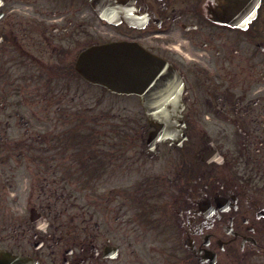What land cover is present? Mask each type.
<instances>
[{"label":"flooded vegetation","instance_id":"flooded-vegetation-1","mask_svg":"<svg viewBox=\"0 0 264 264\" xmlns=\"http://www.w3.org/2000/svg\"><path fill=\"white\" fill-rule=\"evenodd\" d=\"M111 1L101 17L88 0H0V160L27 191L15 213L0 183V250L26 264H264V0ZM113 41L165 63L149 102L179 115L181 136L115 123L111 155L65 153L70 114L88 110L70 87L86 83L78 57ZM112 95L145 115L138 95ZM76 176L95 192L69 213ZM104 177L118 180L98 189Z\"/></svg>","mask_w":264,"mask_h":264},{"label":"rangeland","instance_id":"rangeland-1","mask_svg":"<svg viewBox=\"0 0 264 264\" xmlns=\"http://www.w3.org/2000/svg\"><path fill=\"white\" fill-rule=\"evenodd\" d=\"M74 82L75 88L74 86H70L72 89L71 92L75 91L83 95L85 103L81 105H85L88 110L86 113L70 114L71 117L68 120L70 122V128L67 131L70 135H68L70 138V143L68 138V144L70 145L68 146L67 144L68 147L64 151L65 153L70 152L78 154L81 152L82 147L87 146L92 150V153L104 151L105 155H111L114 149V142L117 138L115 123H122V127L120 124L118 126L121 127V132L127 134L125 137L141 136L140 126L144 124L145 119L141 113L137 112L136 107L138 105L135 97L114 96L98 86L88 85L82 81ZM76 101H78V99H76ZM76 104L79 105L78 103ZM44 120L49 121L48 118ZM53 121L63 122L61 118L58 120L56 119V114L53 115ZM40 132L42 134H48L50 130L43 129ZM12 133L19 136L22 131L16 130L12 131ZM61 133V130H53V140L56 145H58V140L61 138ZM16 165H18V163L15 161L0 160V183L5 182L7 184V188L3 192V202L6 203L13 212L18 213L26 202L27 191H24L22 184L17 183V176L19 175L20 169H18ZM21 180V183H27L25 176H23ZM114 180H118V178H100L98 189L103 187L109 188L113 185ZM63 184L66 186L68 185L67 191L65 192L67 196L69 192H71L70 202H73L74 205L69 209V213L79 212V207H81L82 202L86 199L83 195L88 193L90 198L95 192L94 190L85 189L82 179L77 176L74 177L71 182L65 179ZM94 185L95 182L92 186L94 187ZM95 189L97 191V188Z\"/></svg>","mask_w":264,"mask_h":264},{"label":"water","instance_id":"water-1","mask_svg":"<svg viewBox=\"0 0 264 264\" xmlns=\"http://www.w3.org/2000/svg\"><path fill=\"white\" fill-rule=\"evenodd\" d=\"M90 2L100 12L105 9L102 7L105 0H90ZM115 6L116 2L113 7ZM143 64H146L150 69L147 71L149 76L146 77L143 70L138 73L139 69H136L135 76L136 74L139 76L130 78V75H133L131 68L144 66ZM160 66V61L157 58L140 49L134 50L126 43H110L87 49L82 55V61L79 62L77 70L89 81L102 84L111 91L131 92L143 89L146 81H159L156 79L155 69L159 70ZM139 93L142 94V92ZM147 115L150 125L156 129L154 135L164 137L170 134L167 124L170 122L172 114L150 112ZM16 259L21 261L20 258L8 255L0 256V260H3V263L0 264H15Z\"/></svg>","mask_w":264,"mask_h":264}]
</instances>
